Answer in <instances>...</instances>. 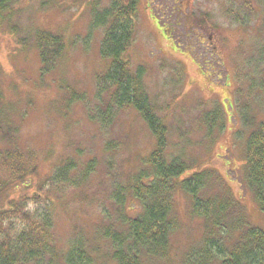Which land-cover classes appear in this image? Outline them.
I'll list each match as a JSON object with an SVG mask.
<instances>
[{"label": "rangeland", "instance_id": "obj_1", "mask_svg": "<svg viewBox=\"0 0 264 264\" xmlns=\"http://www.w3.org/2000/svg\"><path fill=\"white\" fill-rule=\"evenodd\" d=\"M114 1L19 0L0 15V92L4 108H13L5 118L17 130L16 145L37 154L33 185L65 159L96 161L86 180L77 177L73 185L61 186L59 196L45 191L52 200L26 205L34 215L50 214L55 228L48 247L57 254L67 251L75 234L90 237L102 214L112 213V176L122 183L123 173L136 169L153 150L154 138L138 114L115 108L106 89L98 93L99 77L110 63L100 53L105 27L98 20ZM136 14L134 38L123 59L132 73L143 71L148 101L167 129L168 152H184L194 171L217 172L249 224L264 230V217L242 179L247 136L264 122V0H137ZM40 29L61 36L67 48L56 70L43 80L37 74V52L20 44L25 38L30 42ZM69 91L84 101L71 103ZM105 107L110 112L105 115L119 116L102 129L89 115ZM205 115L218 119L219 131L211 137H205L201 124ZM16 186L1 204L23 196L25 184L14 193ZM130 205L127 214L134 216L133 207H139ZM189 209V199L177 191L173 210L178 228L170 239L167 264H179L186 248L203 235L201 220L191 217ZM90 238L97 239L95 230ZM102 240L89 249L90 256L94 264H114L105 256L108 247Z\"/></svg>", "mask_w": 264, "mask_h": 264}, {"label": "trees", "instance_id": "obj_2", "mask_svg": "<svg viewBox=\"0 0 264 264\" xmlns=\"http://www.w3.org/2000/svg\"><path fill=\"white\" fill-rule=\"evenodd\" d=\"M18 1L0 0V15ZM136 7L137 0H115L108 12L101 18L98 16V24L105 27L100 53L110 62L99 77L98 93L106 89L115 108L132 109L138 114L154 138L153 150L138 162L136 169L123 173L122 183L118 182V175L112 176L109 198L113 210L108 215L104 212L100 225L93 229L97 239L90 238L93 230L88 239L84 234H75L69 238L67 251L57 254L48 247L55 228L50 214L34 215L26 205L52 200V196L47 198L48 192L54 193L53 197L59 196L61 186L73 185L77 177L79 182L86 180L95 172L96 161L91 158L81 163L76 157L65 159L52 168L43 182L33 185L38 175L37 154L16 145L17 130L5 118L13 108H4V96L0 92V264H94L89 249H94L101 239L108 247L105 256L114 264H167L170 239L178 228L173 210L177 191L189 199V215L200 219L203 225L198 244L186 248L179 264H264V230L249 224L224 179L213 170L194 171V164L186 161L183 151L168 152L167 129L148 101L143 71L138 69L132 73L129 63L123 59L134 38ZM11 29L16 31L15 27ZM30 36V42L25 38L20 44L31 46L37 52V74L43 80L56 70L67 49L66 43L61 36L41 29ZM1 76L0 69V81ZM78 95L69 91L71 103L84 101ZM103 111L89 115L102 129L110 127L119 116L105 115L110 114L107 107ZM205 116L210 120L205 117L201 124L205 137H211L219 131L218 119L216 115ZM242 167L244 185L264 217V122L256 124L247 136ZM22 184H25L21 189L23 196H16L8 206L1 204L12 186L17 185L15 191L12 189L16 193ZM32 188L34 194L28 195ZM127 203L138 205L139 208L133 207L137 209L134 216L127 214ZM77 235L82 237L81 241L75 239Z\"/></svg>", "mask_w": 264, "mask_h": 264}]
</instances>
